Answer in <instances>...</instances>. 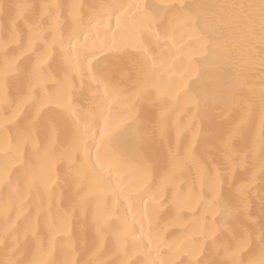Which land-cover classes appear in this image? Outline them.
<instances>
[{"label": "snow or ice", "instance_id": "1", "mask_svg": "<svg viewBox=\"0 0 264 264\" xmlns=\"http://www.w3.org/2000/svg\"><path fill=\"white\" fill-rule=\"evenodd\" d=\"M54 8L63 6L0 0V245L6 256L0 264H137L126 257L143 240L128 228L127 213L121 216L110 206L109 191L115 193L111 177L119 181L115 187L125 201L143 204L141 223L155 218L160 196L159 189L153 192L156 177L182 163L179 146L172 147L165 131L179 109L174 76L165 87V75H173L166 65L177 53L187 55L194 37L207 41V55L198 62L200 76L181 94L191 128L199 124V139L194 133L183 145V163L197 167L206 199L193 210L191 203L174 198L172 219L163 227L157 221L151 232L149 243L155 244L156 256L149 250L144 264H264V0L74 4L69 6L71 24L65 35L49 41L47 20ZM210 22L219 27H210ZM146 23L155 31L145 47L133 52L125 37L143 31ZM225 25L239 28L253 45L259 40L256 51L248 50V87L238 93L207 82L201 86L218 63L217 56L224 55L218 53L217 42ZM104 49L109 54L97 58ZM129 59L137 68L135 78L125 66ZM73 70L90 82L94 103L87 111L73 106L68 90ZM236 104L243 114L233 107ZM54 159L68 161L64 198L70 208L49 206L45 212L40 189L51 179L43 175ZM162 183H167V175ZM191 199H196L194 184ZM69 215L72 236L55 239L58 230H66ZM34 216L36 221L44 217L52 234L50 247L59 259H45L43 247L29 256ZM177 225L183 229L179 235ZM73 239L76 260L69 251ZM108 255L117 259H105Z\"/></svg>", "mask_w": 264, "mask_h": 264}, {"label": "bare ground", "instance_id": "2", "mask_svg": "<svg viewBox=\"0 0 264 264\" xmlns=\"http://www.w3.org/2000/svg\"><path fill=\"white\" fill-rule=\"evenodd\" d=\"M5 2L9 3H22V4H33V5H62L63 8H54L52 10L51 17L47 20L48 25V39L59 40L65 35L66 29H68L71 24V12L72 10L69 8L70 5H79V4H92V3H101L105 2V0H5ZM107 2H123L126 4H139L141 6H151V5H194V4H215V3H231V2H245V0H107ZM150 11V9H149ZM115 19L112 20V25L115 27ZM210 27L218 28L219 25L210 22ZM155 31V28H148L147 23L145 24V28L143 31L136 30L134 32H130L126 37L125 41L129 45L131 51L135 52L138 48L145 47L146 41L151 38V33ZM84 35H88L85 33ZM95 35L93 32L92 36ZM200 35L199 32L196 33L198 37ZM92 37H89L88 43H91ZM81 43H84L83 36L80 39ZM75 43V41L73 42ZM187 43V41H185ZM218 53H223L224 55H218L217 61L213 68L211 69V75L206 77L201 81V86H205L207 82V86L216 87L219 90H228L230 89L233 93H238L240 88L247 89L248 85L246 83V64L248 63L249 56L248 50L252 48L253 51H256V45H258L259 40L258 37L255 38V45L250 43L249 38L240 31L239 28H236L232 25H225L224 32L221 35L220 40L217 42ZM207 41H199L195 37L192 41V47L188 50L187 55H183L181 53H177L176 57L173 59H169L166 65V69L173 75H165V87L169 85L172 81L173 76L175 82L179 84V87L175 89L176 98L179 101V109L176 111L171 117V127L165 128L167 132V138L170 140L172 147L176 149L179 146L180 158L182 163L174 170L164 169L162 170L156 177L155 187L153 188V192L159 189V203L155 210V218L153 220L144 219L143 223H141L140 211L143 209V204L139 201H135L134 203L131 201H125L124 197L121 195L120 189L116 188V184L119 181L116 179L115 175L111 177V188H115V193L113 194L109 191L110 197V206L113 211L123 216L127 213L128 220V228L135 229V236L139 239L142 238L143 243L140 244L139 249H129L128 255L126 259L131 261H136L137 264H144L146 257V253L149 250H152V257L156 256L155 244L149 243L151 237V232L158 221L163 227L168 223L169 220L175 214L174 207V198L179 196L182 201H187L192 204L193 210L199 207L200 202L206 199V187L202 184L201 175L198 173L197 167L195 164L188 162L187 164L183 163V152L185 145L187 142L192 140V136L194 133L197 134V139H199V124L197 123L196 129H192L189 124V119L185 115L187 111L186 100L181 99V94L184 91H187L192 84L193 80H196L198 76L201 74V64L199 61L203 60L204 56L207 55L206 48ZM67 47V45H66ZM179 47V45H178ZM108 50L104 49L103 53L97 52V58H102V55H108ZM75 52L73 56H75ZM75 63V61H74ZM87 62L85 61V66ZM126 68L133 74L135 78V74L137 72V68L135 67L134 62L129 59L126 61ZM86 71V67H85ZM74 78L70 81L69 84V93L71 95V99L73 100V106L77 109H83L87 111L89 108L93 106V99L88 91L89 81L87 79V75H81L76 70H73L71 73ZM239 79L240 83L237 84L236 80ZM259 79L260 73L257 69L254 77L255 87L258 91L259 89ZM237 100H239V96H237ZM143 105V101L141 102ZM188 107L191 105L188 104ZM233 107L240 111L243 114V108L241 105L236 104ZM3 109L0 108V116H2ZM155 116L159 117V110L157 109L155 112ZM239 122V121H238ZM102 126V125H101ZM255 131L258 135L259 132V113L257 111L255 118ZM98 132V130H97ZM99 140V135L96 137ZM81 156H83V150H81ZM92 158L95 159V149L92 151ZM40 166V165H38ZM68 170V161L66 159H54L51 162L50 169L44 172L43 178L48 179V176H51V179L48 180V183L41 184V191L44 192V210L47 212L49 206H54L57 208H70L68 204V200L64 198V193L67 191V185L65 184V175ZM165 175H167V183H162L165 179ZM107 177V173H105ZM151 183V180L149 181ZM194 184V191L196 199L192 200V188ZM46 189V191H45ZM35 191V189H33ZM182 193V195H181ZM119 197V199H117ZM145 200L148 197H144ZM132 204L133 206H129ZM98 209L93 206L92 212H97ZM188 217H191L192 213H187ZM91 218V217H90ZM51 216L48 217L49 223H51ZM208 221H212V216L209 215L207 217ZM62 221L57 222V226ZM141 229L143 231L141 232ZM172 230V229H170ZM182 227L177 225L175 226V231L177 235L182 231ZM73 225L71 220V215L67 218V228L65 231H57L55 233V239H67L72 236ZM38 234L39 238H36ZM23 235L21 236V243L24 241ZM29 240L32 241V246L28 249L29 256H34L36 254V250L38 248L43 247L47 251V256L45 259H59L57 256L55 248L50 247L49 241L52 239V234L48 231L47 226L45 225L44 217H41L39 221L35 220L34 216V227L33 233L29 234ZM147 245V247H145ZM77 244L75 239L72 240V244L69 248V251L76 248ZM71 258L73 260L79 259V253L77 251H72ZM105 259H117L114 255H108L104 257ZM183 258V257H179ZM178 258V259H179ZM6 259L5 251L3 245H0V260Z\"/></svg>", "mask_w": 264, "mask_h": 264}]
</instances>
